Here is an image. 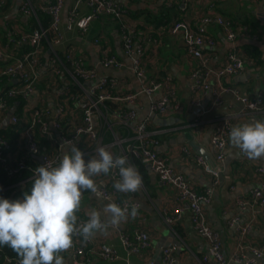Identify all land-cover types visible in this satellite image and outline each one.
<instances>
[{
  "label": "built area",
  "instance_id": "obj_1",
  "mask_svg": "<svg viewBox=\"0 0 264 264\" xmlns=\"http://www.w3.org/2000/svg\"><path fill=\"white\" fill-rule=\"evenodd\" d=\"M65 2L66 0H50L40 6L41 11L48 15L49 20L48 26L44 27L36 14L32 1L22 0L21 12L34 16L37 26L30 31L12 27L11 33L13 34L9 37L8 44L0 45V61L4 62L0 66V80L1 77H7L14 82L17 80L14 85H10L4 91L0 89V114L7 112L10 107L5 97L20 95L23 96L24 103H26L29 98L39 94V91L42 97L48 96L52 90L56 95L53 107L42 104L31 106L26 112L29 116L27 122L24 114H20V116L12 114L10 117L11 123L14 124L24 121L20 140L25 143L27 154L33 160L27 161L19 155L18 151L6 153L5 149L8 148V143L0 137V170L8 179L20 178L11 187L21 186L28 180H33L34 169L42 164L58 165L63 150L65 151L72 144L92 156L97 154L99 147H106L110 152L111 149L116 148V153L112 152L114 155L126 156L129 163H131L130 156H136L142 164L148 166L156 174L159 181L174 189L180 203L173 207L171 213L164 215V221L168 226L172 227L180 221L184 211L183 204H186L193 228L208 244V252L203 256V261L198 264H206L210 259L215 260L218 264H229L230 261L242 264H260L259 261L264 256V249L255 245L249 246L253 256L251 258L245 257L243 253H235L227 258L222 251L221 236L207 222L205 214V206L210 204L219 183L221 172L219 164L225 158L233 123L231 116L222 117L210 137L209 147L216 165L209 164L201 156H195V161L202 165L209 176V184L201 191H196L184 175L177 173L172 168L168 157L157 150L159 140L156 131L150 128L151 115H164L175 104L177 90L171 76L164 74L159 79H148L140 89L132 91L126 90L123 82L114 75H99L98 68L103 70L126 68L120 58L106 50L100 36L93 39V43L104 48L96 67L87 65L83 57L75 53L73 46H68L61 51L70 64L67 67L60 57L58 49L63 36L62 12ZM0 4H2L1 0ZM81 4L87 5L90 11L80 17L79 6ZM215 6L214 0H205V11L198 14L195 24L186 20H177L169 26L171 30L183 29L186 51L197 59V65L190 74L191 89L195 94L211 90L212 107L222 105L224 97L231 95L234 101L241 104V113L261 114L264 111V93L259 92L250 96L237 86L223 82V79L239 74L246 63L254 62L253 59L246 58L237 52H230L221 65L213 67L210 56L204 50V47L212 46L215 43L209 33V28L212 25L218 26L229 41L234 42L237 38L231 21L215 12ZM104 15L110 16L120 23L123 52L132 58L131 70L134 75L143 79L146 74L142 58L143 48L136 40L135 29L127 16L126 7L118 0H74L68 14V28L77 27L81 34H85L90 22ZM50 33L52 36L48 41L46 65L48 67L47 78L49 79L47 84L50 86L45 85L39 89L38 85L41 80L39 68L43 65L39 57L41 53H44L42 39ZM251 39H256V37L253 36ZM25 44L32 48L19 57L17 51L20 46ZM65 75L68 77L66 78ZM56 76L59 81L53 83ZM62 78L64 82L60 81ZM72 86L77 88L75 92L71 91ZM156 91H161L162 94L152 103L150 116L137 120L135 104L139 96L141 94L151 96ZM106 102L114 103L116 106L111 108ZM116 126L126 128L128 134L122 136ZM106 131L110 133L111 139L104 142ZM36 132L46 136L49 141V147L44 151L40 150ZM183 152L187 155L191 154L188 147H183ZM38 156H42L41 160ZM26 171L29 172V175L21 178ZM257 172L260 180L258 185L251 190L250 195L236 198V204L240 209L251 208L254 210L256 206H264V166L258 167ZM106 178L107 182L103 179L99 183L98 193H90L104 200L111 199L121 207L124 206L125 201H128L134 203L139 209L140 202L134 199V196L122 197V194L112 187L114 181L119 179L117 171L113 170ZM2 189L3 187L0 186V190ZM78 217L81 220L87 219V217ZM237 223V217H232L229 220V224L235 226L238 237L243 240L249 233L252 223ZM120 240L127 249V255H142L144 250L151 247L150 234L146 229L139 227L134 229L132 235L122 232ZM70 252L72 258L78 263L83 261L86 252H92L105 260L118 258L116 249L107 243L94 242L92 239L84 242L79 236L74 237ZM173 253L174 247H163L159 264H173ZM63 254L64 252L61 253V255ZM2 264H19V258L4 257ZM124 264L132 263L126 257Z\"/></svg>",
  "mask_w": 264,
  "mask_h": 264
},
{
  "label": "crops",
  "instance_id": "obj_2",
  "mask_svg": "<svg viewBox=\"0 0 264 264\" xmlns=\"http://www.w3.org/2000/svg\"><path fill=\"white\" fill-rule=\"evenodd\" d=\"M31 1L36 11L43 12L40 6L50 0ZM118 1L131 12V15L127 16L134 26L136 40L143 48L142 58L146 70L143 79L134 75L131 70L132 58L123 52L121 26L117 20L106 15L98 17L90 22L85 34H81L77 27L68 28V14L74 0L65 2L62 12L63 36L58 49L62 51L68 46H73L75 53L81 55L87 65L96 67L104 48L93 43V39L98 36L102 37L106 50L120 58L126 68L122 70L98 68V73L99 75L110 74L118 77L126 90L136 91L148 79H159L164 74H169L177 90L174 106L166 114L156 115L160 120L153 119L155 115L150 116L151 105L159 99L162 92L156 91L151 96L141 94L135 104L137 120L150 116V128L156 131L159 140L157 150L168 157L172 168L177 173L184 175L196 191H201L209 184V176L202 165L195 161V156H201L209 164L216 165L209 142L217 123L227 115L232 118V128L253 120L264 121V111L257 115L241 113V104L234 101L231 95L224 97L222 105L212 107L211 90L196 94L192 91L190 74L197 65V59L186 51L183 29L171 30L169 26L171 22L177 20H186L195 24L198 14L205 11V0ZM21 2L22 0L14 1L7 19L13 27L27 30L29 29L28 22L32 16L21 12ZM215 2V12L231 21L237 38L231 42L218 26H210L209 33L215 43L212 46L204 47V50L210 56L212 66L221 65L230 52H237L246 58L251 57L254 61L252 64L246 63L239 74L225 78L223 82L237 86L250 96L259 92L264 93V0H215ZM89 11L87 5L79 6L80 17L88 14ZM133 14H141V16L133 18ZM148 16H150V20L146 22L144 18ZM151 17H157L160 20L152 21ZM167 19H169L168 24ZM4 22L5 20H0V45L4 43L3 29L6 28ZM253 36L261 43V46L247 42ZM44 57L43 65L39 68L41 76L39 89L43 88L42 81L47 78L48 74L47 51L44 53ZM60 81L64 82L63 78ZM55 101L54 90L45 97H42L39 91V94L29 98L21 106V114H24L27 122L29 116L26 112L31 106L42 104L53 107ZM16 111V106H10L7 112L0 114V129L12 124L10 117ZM22 124L24 121H21ZM22 127L19 129V135ZM116 128L122 136L128 134L126 128L119 126ZM106 138L107 135L104 137V142L109 141ZM183 147H188L191 154H185ZM115 150L116 148L111 149V152L116 153L117 150ZM24 151H26V145L22 140L18 152ZM219 166L221 168L219 183L210 204L205 206L207 222L219 232L222 251L227 258L235 253H243L245 257L251 258L253 256L249 248L250 245L260 246L264 249V206H256L254 210L251 208L240 209L236 204V198L249 196L254 186L258 185L260 176L257 168L264 166V157L250 159L228 141L224 161ZM139 173L143 178L141 189L136 193H121L122 197L132 195L140 202L135 219L129 218L119 225L109 226L106 231L97 232L91 238L94 242H105L115 248L118 258L105 260L92 252H86L83 261L78 263L72 258L70 248L62 255L65 264H124L126 257L132 264H159L161 250L165 246L174 247L173 264H198L203 261V256L208 252V244L193 228L186 204H183L184 211L180 221L172 227L168 226L164 221V215L171 213L173 207L180 203L174 189L159 181L156 174L146 165L141 171L139 170ZM95 179L98 184L103 179L107 180L106 176ZM109 202L112 200H104L90 192H85L82 197L81 210L77 215L87 217L88 213L95 209L101 212L102 218L106 219L107 214L104 212V208ZM232 217L238 218L237 224L252 223L249 233L243 240L238 237L235 226L229 224ZM138 227L146 229L150 234L151 247L144 250L142 255H127V249L122 244L120 235L122 232L132 235L134 229ZM259 263L264 264V256ZM206 264L218 263L210 259ZM229 264L242 263L230 261Z\"/></svg>",
  "mask_w": 264,
  "mask_h": 264
},
{
  "label": "clouds",
  "instance_id": "obj_3",
  "mask_svg": "<svg viewBox=\"0 0 264 264\" xmlns=\"http://www.w3.org/2000/svg\"><path fill=\"white\" fill-rule=\"evenodd\" d=\"M229 141L250 159L264 157V121L233 126ZM113 170L119 176L112 185L115 191L128 194L141 189L143 178L137 167L126 156L114 155L106 147H99L92 156L72 144L58 165L36 167L30 191L22 199L0 197V248L11 249L19 264H65L61 253L73 247L74 237L86 242L109 226L135 219L138 207L128 201L123 207L107 203L106 219L95 209L86 220L77 215L83 194L99 191L95 178L108 176Z\"/></svg>",
  "mask_w": 264,
  "mask_h": 264
},
{
  "label": "trees",
  "instance_id": "obj_4",
  "mask_svg": "<svg viewBox=\"0 0 264 264\" xmlns=\"http://www.w3.org/2000/svg\"><path fill=\"white\" fill-rule=\"evenodd\" d=\"M1 1H2V4H0V20H5L4 24L6 23V28L3 29V42H4L3 44H8L7 42L9 40V37L12 36V34H13V33H11L13 25L10 23V21H8L7 16L10 14L15 0H1ZM129 1L133 2L136 0H129ZM215 4H216V2H215ZM126 10H127L128 15L130 16L131 12L129 11V9H126ZM36 12H37V16L40 19L42 25L44 27H47L48 21H49L48 15L45 12H38V11H36ZM140 16H141V14H133L132 15L133 18H139ZM149 17L150 16L144 18V20H146V22H149V20H150ZM151 20L152 21H158V20H160V18L151 17ZM163 23H165V22H163ZM168 23H169V19H167V24ZM36 26H37V24H36L35 17L32 16L31 20L28 22L29 29H27L26 31H30L31 29H33ZM51 36H52V34L50 33L47 35L46 38L42 39V45L44 47V53H45V51H47L48 41L50 40ZM15 38H17V36H15ZM31 48L32 47L28 44L20 46L19 50L17 51L18 56L19 57L23 56L25 53L30 51ZM44 53L43 54L41 53L40 57H39L42 62L45 60ZM60 57L62 58L64 64L67 67H69L70 64L68 61H66L64 54L61 51H60ZM249 58H251V57H249ZM0 63L3 64L4 62L0 61ZM67 77L68 76H66V78ZM57 81H59V80H58V77L56 76L52 82L56 83ZM48 82H49L48 78H46V80H43L42 81L43 86H45V85L50 86V84H47ZM14 84H15V82L13 80H9L7 77H1L0 89H1V91H4L8 87H10V85H14ZM71 89H72L71 90L72 92H75L77 90V88L73 87V86L71 87ZM5 100L10 106H14V107L16 106L17 111L14 114L20 116L21 106L24 104L23 96L15 95L12 97H5ZM106 104L108 106H110L111 108L116 106V104L111 103V102H106ZM22 125H21V121H20L16 124L12 123L10 126L0 129V137L5 139L6 142L8 143V148L5 149L6 153L7 152L13 153V152L18 151V148H19L20 143H21L20 135H19V129H21ZM36 135H37L38 144L40 145V150L41 151L46 150L49 147L48 139L46 138V136H43V135L39 134L38 132H36ZM106 135H107L106 140H110L111 136H110V133L108 131H106ZM19 155L23 156V158L26 159L27 161L33 160V159H30V156H29V154H27V151L20 152ZM129 159H130L131 164L135 165L140 171L144 168V164H142L141 161L136 156L131 155ZM28 175H29V172L26 171V172H24V175L21 176V178L27 177ZM19 179L20 178L8 179L7 176L4 174V172H2L0 170V186L3 187V189L0 190V197L7 198L9 200L22 199L25 192L30 191L33 180H28L25 184H22L21 186L11 187V185L14 184L15 182H17ZM7 256L8 257H17V255L11 249H9L7 247L0 248V264L3 263L4 257H7Z\"/></svg>",
  "mask_w": 264,
  "mask_h": 264
},
{
  "label": "water",
  "instance_id": "obj_5",
  "mask_svg": "<svg viewBox=\"0 0 264 264\" xmlns=\"http://www.w3.org/2000/svg\"><path fill=\"white\" fill-rule=\"evenodd\" d=\"M248 43H250V44H256V45H258V46H261V43L259 42V41H257V40H255V39H251L250 41H247ZM108 75H110V74H108ZM17 80H15V82H16ZM156 119V120H160V118H157L156 117V115L155 116H153V119ZM39 157V160H41V158H42V156H38Z\"/></svg>",
  "mask_w": 264,
  "mask_h": 264
}]
</instances>
